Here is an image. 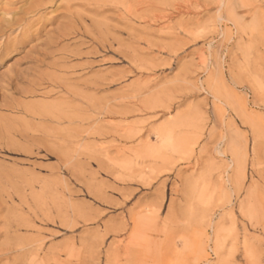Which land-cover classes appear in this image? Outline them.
Returning <instances> with one entry per match:
<instances>
[{
	"label": "rangeland",
	"instance_id": "rangeland-1",
	"mask_svg": "<svg viewBox=\"0 0 264 264\" xmlns=\"http://www.w3.org/2000/svg\"><path fill=\"white\" fill-rule=\"evenodd\" d=\"M0 88V264H264V0H0Z\"/></svg>",
	"mask_w": 264,
	"mask_h": 264
},
{
	"label": "bare ground",
	"instance_id": "bare-ground-1",
	"mask_svg": "<svg viewBox=\"0 0 264 264\" xmlns=\"http://www.w3.org/2000/svg\"><path fill=\"white\" fill-rule=\"evenodd\" d=\"M68 2H72V1H74V0H67ZM65 2V1H64ZM45 5V4H44ZM43 5V6H44ZM149 7V6H148ZM36 12V11H35ZM32 24H34V23H32ZM29 26H30V24H29ZM33 26V25H32ZM74 27V26H73ZM77 29V28H76ZM74 30V29H73ZM71 31V30H70ZM69 31V32H70ZM78 31H79V29H78ZM76 32V31H75ZM78 34V33H77ZM59 35V34H58ZM28 36V35H27ZM69 36V35H68ZM61 37H63V36H61ZM65 37V36H64ZM14 47V46H13ZM19 78H20V76H19ZM8 81V80H7ZM11 82V81H10ZM10 86V85H9ZM7 88V87H6ZM17 88V87H16ZM0 89H3V88H0ZM13 90H15V88L13 89ZM12 91V90H11ZM33 91V90H32ZM19 93V92H18ZM20 95H21V93H19ZM34 94H36V93H34ZM23 96V95H22ZM30 97V96H29ZM3 103V102H2ZM1 107H5V108H7V109H9V110H15V111H17V112H21L22 114H24V115H26V116H29V117H31L33 120L34 119H40V118H45V117H47L48 116V114L49 113H51V111H52V108L51 107H46V106H31V107H27V108H22L21 110H19V108L16 106V107H11V106H9V107H6V106H1ZM24 107V106H23ZM2 109V108H1ZM2 111V110H1ZM50 119V118H49ZM3 125V124H2ZM11 130V129H10ZM6 146V145H5ZM15 145H13V147H14ZM127 252H130L128 249H127Z\"/></svg>",
	"mask_w": 264,
	"mask_h": 264
}]
</instances>
